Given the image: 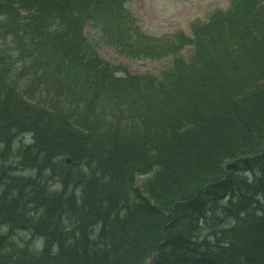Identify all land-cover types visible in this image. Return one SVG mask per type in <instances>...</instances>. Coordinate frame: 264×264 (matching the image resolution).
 <instances>
[{
    "label": "trees",
    "instance_id": "1",
    "mask_svg": "<svg viewBox=\"0 0 264 264\" xmlns=\"http://www.w3.org/2000/svg\"><path fill=\"white\" fill-rule=\"evenodd\" d=\"M123 2L0 0V264H264V0L173 40Z\"/></svg>",
    "mask_w": 264,
    "mask_h": 264
},
{
    "label": "rangeland",
    "instance_id": "2",
    "mask_svg": "<svg viewBox=\"0 0 264 264\" xmlns=\"http://www.w3.org/2000/svg\"><path fill=\"white\" fill-rule=\"evenodd\" d=\"M231 0H124L125 10L132 16V22L141 34L153 38L173 40L184 34L192 38L195 32V22L205 23L216 9H228ZM102 15L97 12V17ZM87 18L91 27L95 42L99 48V56L114 67L122 66L130 74H151L160 77L162 73L169 71L173 66L171 55L161 59H133L123 54L116 46L104 39L103 32L98 29L96 20ZM124 51V50H122ZM193 54V46L185 45L180 55L188 60ZM186 62V61H185ZM120 72V75H124ZM29 238V237H28Z\"/></svg>",
    "mask_w": 264,
    "mask_h": 264
}]
</instances>
